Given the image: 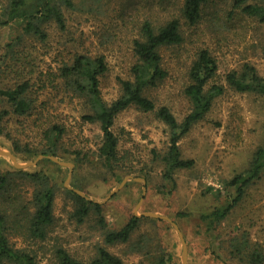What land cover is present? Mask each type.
Here are the masks:
<instances>
[{"label": "rangeland", "instance_id": "rangeland-1", "mask_svg": "<svg viewBox=\"0 0 264 264\" xmlns=\"http://www.w3.org/2000/svg\"><path fill=\"white\" fill-rule=\"evenodd\" d=\"M235 1L211 0L203 19L195 26L182 19L185 41L162 49L169 74L147 94L157 107L168 106L179 121L190 111L184 88L198 49L208 48L217 58L218 79L223 83L226 72L241 69L245 63L254 65L264 76V24L235 7ZM7 2L0 0V8ZM73 2L74 7L65 10V29L52 23L46 27L45 41L26 37L18 49L29 58L27 67L35 66L36 77L41 76V71L58 70L76 54L103 55L108 71L101 78L102 94L111 102L121 93L118 78L131 76L136 60L134 39L140 36L142 22L149 19L158 25L172 16L181 17L184 0ZM13 27L16 26L1 30L0 55L17 32ZM1 63L0 60V70ZM9 73L0 71L1 87L10 84ZM38 93L39 103L46 102L42 114L27 118L9 115L2 123L5 133H0V150L13 153L20 164L29 163L25 167L29 172L46 175L54 189V223L47 237L31 238L20 229L10 234L11 243L34 255L37 264H59L60 248L77 259L90 261L100 247L120 256L124 264L152 263L165 254L171 256L170 264H243L230 248L232 237L238 235L241 240L245 232L264 251V173L215 229L209 230L203 220V215L217 206L224 207L235 196V189L227 181L250 166L254 151L264 143L263 95L226 87L206 118L180 140L183 156L193 158L195 165L177 170L175 184H171L157 157V153L168 149L170 130L155 113L131 106L117 116L113 130L119 137L121 154L128 158L125 168L130 169L120 178L121 174H112L98 156L102 130L99 124L82 120L83 101L49 81ZM3 108L11 107L0 98V111ZM54 123L63 125L65 133L59 156L48 158L54 156L64 164L26 151V146L41 150L46 142L43 130ZM15 143L19 151L15 150ZM16 169L20 168L8 154H0V174L10 177L5 193L9 197L5 199L0 193V210L10 206V212H14L13 209L26 205L33 212V194L39 185ZM68 190L100 203L105 226L95 211L80 221L74 214L75 199ZM133 215L143 219L131 241L107 243L105 233L120 229ZM19 216L23 217V213ZM142 240L146 245L141 244Z\"/></svg>", "mask_w": 264, "mask_h": 264}, {"label": "trees", "instance_id": "trees-1", "mask_svg": "<svg viewBox=\"0 0 264 264\" xmlns=\"http://www.w3.org/2000/svg\"><path fill=\"white\" fill-rule=\"evenodd\" d=\"M74 0H8L7 4L0 8V33L9 25L17 32L4 45L5 52L0 55L1 73L10 72L11 82L8 86H0V98L10 104V109L0 111V133H5L3 121L9 115L30 117L41 115L46 105L45 101L39 103L38 90L47 85V81L53 85L61 86L66 92L80 98L85 107L81 114L84 122L99 124L102 130V142L98 147V156L108 170L115 176L130 171L125 168L128 159L122 155L119 147V137L113 130L115 120L120 112L135 106L144 112H153L158 119L163 121L170 130L168 149L164 153H157V157L164 164V177L175 184L174 174L177 170L194 167L195 160L183 156L180 148V140L188 134L195 124L204 120L212 109L217 97L230 87L237 92H251L264 96V76L260 75L257 68L245 63L241 69H233L224 74L225 82L219 81V62L208 48H200L189 68V82L184 88V94L188 98L190 111L179 121L172 110L162 105L157 107L154 99L147 90L159 85L169 72L164 67L162 49L176 47L185 41V31L182 19L189 26H195L201 22L204 11L211 0H184L182 15L172 16L158 25L146 19L140 27V36L134 39V55L136 57L129 78L119 77L121 88L120 95L111 102L104 99L101 87V78L108 71V65L103 55L90 56L88 54H76L69 62H64L58 70H48L40 77L35 76V66L28 68L29 58L23 56L18 49L22 46L26 37H36L42 41L47 39L46 27L52 23L65 29V10L74 7ZM235 7L240 8L247 16L253 17L264 24V0L248 2V0H236ZM27 56H30V54ZM43 73V74H42ZM38 104L40 108L38 109ZM40 118V117H39ZM65 133L63 125L54 123L43 130L45 145L41 150L30 149L26 151L32 155L43 154L46 160L49 155L59 156L61 139ZM15 150L19 151L17 143ZM17 173L31 177L39 187L33 194L35 210L29 211L24 205L20 210L10 206L0 210V264H37L34 255L26 250L16 248L10 241V234L19 229L26 231L29 237L45 239L54 223L53 202L54 189L48 181V177L39 171L29 172L27 168L16 169ZM264 173V143L253 153L250 166L243 172L235 174L227 181L229 187L235 189V196L224 207L217 206L209 213L203 215L209 230L215 229L231 213L232 209L246 195L247 189ZM119 178V179H120ZM10 177L0 174V193L6 196ZM76 202L74 214L82 221L92 211L99 216L101 225L105 224L102 205L98 202L80 195L74 190H68ZM19 212V213H18ZM23 213V217L19 214ZM184 215V214H180ZM143 217L137 215L131 218L120 228L109 230L105 233V240L109 244L127 243L131 241L133 233L138 229ZM105 226V225H104ZM246 236H245V235ZM241 240L238 235L231 239V254L243 262V264H264V251L251 242L245 232ZM142 245H146L144 240ZM59 264H124L123 259L106 249L100 247L97 256L90 261H82L73 257L65 249H58ZM169 254L161 255L152 262H139L136 264H170Z\"/></svg>", "mask_w": 264, "mask_h": 264}, {"label": "water", "instance_id": "water-1", "mask_svg": "<svg viewBox=\"0 0 264 264\" xmlns=\"http://www.w3.org/2000/svg\"><path fill=\"white\" fill-rule=\"evenodd\" d=\"M0 154H8V155L12 158V160H13V162H14V164H15V166H16L17 168H25L26 166L29 165V163H28V164H20L19 162H17V160H16L14 154L11 153L10 151L0 150ZM42 157H43V155L40 156L39 158H42ZM39 158H38V159H39ZM50 158H52L54 161H56V162H58V163H60V164H64V162L58 160V159H57L56 157H54V156H50ZM33 163H35V162H33ZM33 163H31V164H33ZM78 193H79L80 195L85 196L84 194H81L80 192H78ZM183 241H184V239H183ZM184 242H185V241H184ZM184 245H185V244H184ZM185 248H186V247H185ZM184 254H185V255L187 254V251H186V250L184 251ZM184 264H186V262H184Z\"/></svg>", "mask_w": 264, "mask_h": 264}]
</instances>
